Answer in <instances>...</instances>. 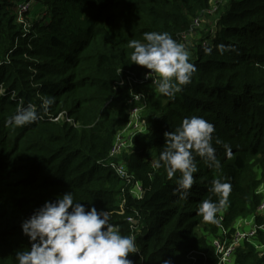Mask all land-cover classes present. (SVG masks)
<instances>
[{"label": "trees", "instance_id": "trees-1", "mask_svg": "<svg viewBox=\"0 0 264 264\" xmlns=\"http://www.w3.org/2000/svg\"><path fill=\"white\" fill-rule=\"evenodd\" d=\"M18 1L0 0V56L9 55L0 64V264H18L16 253L32 245L22 222L67 192L89 210L108 211L113 227L135 238L139 251L128 257L133 264H217L205 232L216 234L221 218L229 228L254 214L263 197L264 0H224L210 23L202 22L188 52L194 71L179 91L164 95L153 82L132 83V91L145 94L148 127L116 159L142 182L140 198L109 157L116 127L133 105L127 103L129 75L147 70L130 61L129 42L145 43L146 32H166L179 42L211 0H34L46 10L26 35L15 19ZM29 104L38 121L6 123ZM193 116L214 126L220 167L194 154V184L181 198L179 171L169 179L155 165L165 133ZM213 180L228 183L230 193L215 222H205L197 214L200 203L211 198L219 205L221 199L210 192ZM257 223L264 219L258 216ZM262 252L246 241L236 264H264Z\"/></svg>", "mask_w": 264, "mask_h": 264}, {"label": "clouds", "instance_id": "clouds-1", "mask_svg": "<svg viewBox=\"0 0 264 264\" xmlns=\"http://www.w3.org/2000/svg\"><path fill=\"white\" fill-rule=\"evenodd\" d=\"M145 43L129 42L133 49L130 61L151 70L147 73L159 77L158 91L172 95L179 91L177 85L190 82L194 66L189 62L185 47L168 33L146 32ZM48 101L42 107L47 108ZM40 119L38 110L31 104L21 107L9 118L7 124L26 126ZM215 129L202 117L185 118L175 132H166V147L160 153L155 167L163 166L171 179L177 171L181 174L178 190L186 198L194 184L197 167L194 154L204 158L210 167H220L212 146ZM220 143L219 140L216 141ZM226 155L231 148L225 145ZM210 192L221 197L219 205L211 198L202 201L197 214L205 222H215V215L227 200L230 185L213 180ZM22 231L32 242L30 251H18V264H133L129 254L137 253L135 238L122 235L110 223L108 211L74 202L71 192L55 201H48L22 222ZM170 264V262H165Z\"/></svg>", "mask_w": 264, "mask_h": 264}, {"label": "built area", "instance_id": "built-area-1", "mask_svg": "<svg viewBox=\"0 0 264 264\" xmlns=\"http://www.w3.org/2000/svg\"><path fill=\"white\" fill-rule=\"evenodd\" d=\"M33 1L34 0H20L17 2L15 7V19L17 23L21 24L24 35L30 31L32 26L29 13ZM223 1L224 0H211L210 6L202 10L200 15L192 19V31L181 34V37H178V43L183 45L185 48L191 49V46L194 44V37H196L195 30L201 27V24L206 16L214 14L218 10L219 4ZM8 62V54L5 57L0 56V64ZM150 71L151 70L147 69L142 71L141 74L131 73L129 75L131 78V91L134 89L132 83L145 84L153 82L155 85H158L157 81L159 80V77L155 74H153V77L148 76L147 73ZM118 84H123L122 77ZM0 91L3 93L5 89L1 87ZM127 103L133 105L128 109L127 121L121 125L118 124L116 127L113 145L109 154V157L114 160L111 159L110 166L113 168L117 176L125 181L127 187L130 188V193L134 197L140 198L142 197L144 191L142 182L140 180L134 181V176L129 171L126 164L122 160H117L116 158H119L123 153L130 151V148L133 145L134 137L138 133H144L147 130L148 124L143 116V112L147 106L145 94L143 92L132 91L130 98L127 99ZM62 115L63 113H61L56 119ZM68 120L71 121L69 118ZM260 187H262V189H258V192L262 193L263 197L254 214L239 217L229 228L224 227L222 223H220L222 218L219 219L218 232L210 237L209 242L218 257L217 264H236V251L246 241L254 243L259 252L263 254L262 251L264 250V243L257 239L260 233L259 229L264 230V225H259L257 223L258 216L264 219V184L260 185ZM246 218H249V221H247ZM242 219H244V221H242ZM128 220L133 223L135 222L132 217H128Z\"/></svg>", "mask_w": 264, "mask_h": 264}, {"label": "rangeland", "instance_id": "rangeland-1", "mask_svg": "<svg viewBox=\"0 0 264 264\" xmlns=\"http://www.w3.org/2000/svg\"><path fill=\"white\" fill-rule=\"evenodd\" d=\"M44 8L45 7H43L42 5H40V4L36 3L35 1H33L32 6H31V9H30V13H29L30 21L32 19H34V18H37L38 16H42L44 14ZM215 13L206 16V18H204V20H203L204 21V24L206 22H207V24L210 23V18L212 19V16H214ZM201 31H202V29H199V28L195 30L196 37H197V34H199V32H201ZM194 39H195V37H194ZM185 49H186L187 52L190 51V49H188V48H185ZM146 114H148V113L145 112V110H144V112H143L144 118H145ZM259 189H262V187H260ZM246 220L249 221V218H246ZM242 221H244V219H242ZM246 227H248V226H246ZM214 234L215 233L209 234V233L205 232V235L207 237L208 242H210V237H212Z\"/></svg>", "mask_w": 264, "mask_h": 264}, {"label": "crops", "instance_id": "crops-1", "mask_svg": "<svg viewBox=\"0 0 264 264\" xmlns=\"http://www.w3.org/2000/svg\"><path fill=\"white\" fill-rule=\"evenodd\" d=\"M46 8H44V12H45ZM39 17V16H38Z\"/></svg>", "mask_w": 264, "mask_h": 264}]
</instances>
